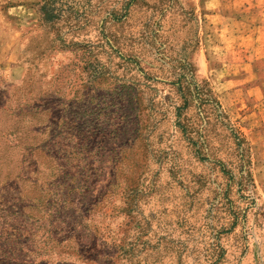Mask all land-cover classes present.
<instances>
[{
	"label": "rangeland",
	"instance_id": "rangeland-1",
	"mask_svg": "<svg viewBox=\"0 0 264 264\" xmlns=\"http://www.w3.org/2000/svg\"><path fill=\"white\" fill-rule=\"evenodd\" d=\"M201 34L191 0H0V264H264V147Z\"/></svg>",
	"mask_w": 264,
	"mask_h": 264
},
{
	"label": "crops",
	"instance_id": "crops-1",
	"mask_svg": "<svg viewBox=\"0 0 264 264\" xmlns=\"http://www.w3.org/2000/svg\"><path fill=\"white\" fill-rule=\"evenodd\" d=\"M191 1L202 12V34L192 54L194 69L211 80L226 110L242 112L238 116L243 123L249 121L255 142L264 147V68L260 64L264 62V0H230L231 8L225 0ZM254 6L261 9L249 11ZM241 93L253 96L250 107L238 105ZM256 159L264 160V149ZM253 176L264 195V161Z\"/></svg>",
	"mask_w": 264,
	"mask_h": 264
}]
</instances>
